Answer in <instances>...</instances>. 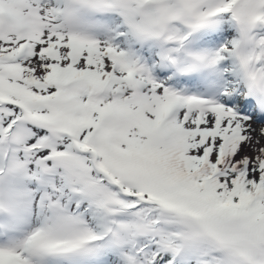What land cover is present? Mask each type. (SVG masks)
<instances>
[{"label": "snow or ice", "instance_id": "1", "mask_svg": "<svg viewBox=\"0 0 264 264\" xmlns=\"http://www.w3.org/2000/svg\"><path fill=\"white\" fill-rule=\"evenodd\" d=\"M0 264H264V0H0Z\"/></svg>", "mask_w": 264, "mask_h": 264}]
</instances>
